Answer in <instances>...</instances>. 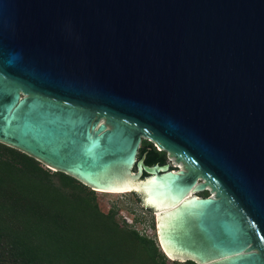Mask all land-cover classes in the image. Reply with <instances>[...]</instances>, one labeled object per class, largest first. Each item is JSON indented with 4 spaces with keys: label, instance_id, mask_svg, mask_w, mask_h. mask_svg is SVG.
I'll return each instance as SVG.
<instances>
[{
    "label": "water",
    "instance_id": "water-1",
    "mask_svg": "<svg viewBox=\"0 0 264 264\" xmlns=\"http://www.w3.org/2000/svg\"><path fill=\"white\" fill-rule=\"evenodd\" d=\"M0 142L139 192L168 259L264 264V0H0Z\"/></svg>",
    "mask_w": 264,
    "mask_h": 264
},
{
    "label": "trees",
    "instance_id": "trees-1",
    "mask_svg": "<svg viewBox=\"0 0 264 264\" xmlns=\"http://www.w3.org/2000/svg\"><path fill=\"white\" fill-rule=\"evenodd\" d=\"M165 152L143 140L138 157L162 166ZM0 264L196 263L169 262L153 238L103 212L95 191L0 142Z\"/></svg>",
    "mask_w": 264,
    "mask_h": 264
},
{
    "label": "rangeland",
    "instance_id": "rangeland-1",
    "mask_svg": "<svg viewBox=\"0 0 264 264\" xmlns=\"http://www.w3.org/2000/svg\"><path fill=\"white\" fill-rule=\"evenodd\" d=\"M143 140L147 142H151L154 146H156V144L153 141L144 137V139H142L141 142L138 144L137 149L135 151L134 161L136 162L140 160V158L138 157V149L142 146ZM156 149L159 150L161 148L156 147ZM165 154H166V160H167L166 164L169 166V169H174V171H178L179 166L173 165L171 159L167 156V152H165ZM36 160L40 162V165L43 168H46L50 171H59V170L52 169L50 166H48L47 164H45L39 159H36ZM130 172L131 173L138 172L137 166L135 164L132 165V167L130 168ZM201 182H202V179L197 178L195 184H199ZM89 188L91 189V187ZM95 193H96V200L99 205V208L103 212H108L110 210L115 211V217L117 221H119L120 223L125 222L127 225L134 228L139 234L151 237L156 241V235H157L156 210L154 207L147 205V203L143 201L144 200L143 196L139 192L135 190L133 191L131 190L125 193H105V192H98V191H95ZM210 194L211 193L209 189L203 188L198 191L192 192L190 195H194L202 199V198H208ZM165 258L169 262L173 260L180 261V262H183L185 260H191L195 262L194 260L188 259V258L184 260H177L173 258L168 259L166 256ZM195 263L198 264L197 262Z\"/></svg>",
    "mask_w": 264,
    "mask_h": 264
},
{
    "label": "bare ground",
    "instance_id": "bare-ground-1",
    "mask_svg": "<svg viewBox=\"0 0 264 264\" xmlns=\"http://www.w3.org/2000/svg\"><path fill=\"white\" fill-rule=\"evenodd\" d=\"M134 162V161H133ZM132 165H133V163H132ZM132 165H131V167H132ZM93 188V187H92ZM96 191H98V192H101L102 190L101 189H98V188H94ZM103 191H105V193H125V192H129V191H131V189H125V190H121V191H112V190H103ZM190 196H192V195H190ZM144 201L147 203V205H149V206H152L153 207V205L144 197ZM157 233H158V227H157ZM158 237H159V234H158ZM159 240H160V238H159ZM160 243H161V241H160ZM162 245V244H161ZM163 247V246H162ZM163 250H164V248H163ZM164 252H165V254L168 256V254L166 253V251L164 250ZM169 257V256H168ZM169 258H171V257H169ZM172 259V258H171Z\"/></svg>",
    "mask_w": 264,
    "mask_h": 264
}]
</instances>
